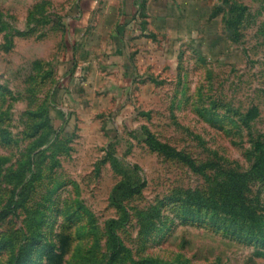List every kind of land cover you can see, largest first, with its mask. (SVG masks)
Listing matches in <instances>:
<instances>
[{
    "label": "rangeland",
    "instance_id": "rangeland-1",
    "mask_svg": "<svg viewBox=\"0 0 264 264\" xmlns=\"http://www.w3.org/2000/svg\"><path fill=\"white\" fill-rule=\"evenodd\" d=\"M180 1L0 0V264H264V0Z\"/></svg>",
    "mask_w": 264,
    "mask_h": 264
},
{
    "label": "crops",
    "instance_id": "crops-1",
    "mask_svg": "<svg viewBox=\"0 0 264 264\" xmlns=\"http://www.w3.org/2000/svg\"><path fill=\"white\" fill-rule=\"evenodd\" d=\"M102 1L103 9L99 12V21L113 17L115 21H122V27L127 29L126 31L133 28L136 32H143L144 35L167 37V28H169L167 23L171 24L179 20L176 13H178L180 0H88V4L93 9ZM94 16L92 12L85 9L75 23L79 29L85 30L90 22L93 24Z\"/></svg>",
    "mask_w": 264,
    "mask_h": 264
},
{
    "label": "trees",
    "instance_id": "trees-1",
    "mask_svg": "<svg viewBox=\"0 0 264 264\" xmlns=\"http://www.w3.org/2000/svg\"><path fill=\"white\" fill-rule=\"evenodd\" d=\"M191 163L193 164V167H195L194 162H191ZM201 167H203V166H198L197 169H201ZM243 175L244 174L239 173V172H233L230 179H225L222 181L221 186H220L221 191H223V192L228 191L229 188L227 186H229L228 183L231 182L232 188L234 189V191L235 192H241V190L239 188H240V184L243 183ZM113 241H114V243H113L114 249L121 247V243H120V241H118V239L115 235H113Z\"/></svg>",
    "mask_w": 264,
    "mask_h": 264
}]
</instances>
